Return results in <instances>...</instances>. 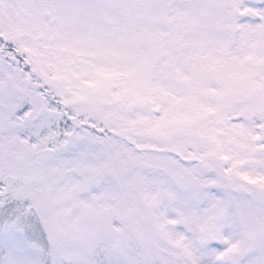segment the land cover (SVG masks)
Listing matches in <instances>:
<instances>
[{
	"label": "snow or ice",
	"instance_id": "obj_1",
	"mask_svg": "<svg viewBox=\"0 0 264 264\" xmlns=\"http://www.w3.org/2000/svg\"><path fill=\"white\" fill-rule=\"evenodd\" d=\"M0 264H264V0H0Z\"/></svg>",
	"mask_w": 264,
	"mask_h": 264
}]
</instances>
